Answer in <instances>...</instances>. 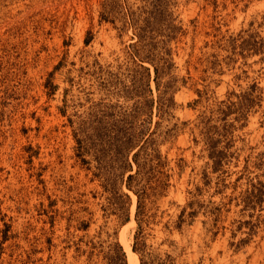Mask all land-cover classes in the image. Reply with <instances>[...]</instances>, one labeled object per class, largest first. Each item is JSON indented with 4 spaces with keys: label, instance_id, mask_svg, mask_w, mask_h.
<instances>
[{
    "label": "rangeland",
    "instance_id": "rangeland-1",
    "mask_svg": "<svg viewBox=\"0 0 264 264\" xmlns=\"http://www.w3.org/2000/svg\"><path fill=\"white\" fill-rule=\"evenodd\" d=\"M239 34L264 39V0H0V264H109L123 229L134 250L125 160L134 172L142 145L169 174L150 251L264 264V50ZM156 54L170 60L158 79ZM210 136L226 152L217 168Z\"/></svg>",
    "mask_w": 264,
    "mask_h": 264
},
{
    "label": "trees",
    "instance_id": "trees-1",
    "mask_svg": "<svg viewBox=\"0 0 264 264\" xmlns=\"http://www.w3.org/2000/svg\"><path fill=\"white\" fill-rule=\"evenodd\" d=\"M126 17L129 20V23L135 26V29L138 31L139 40H146L149 36V30L146 29L145 26L141 24L143 20H141V14L136 10H132L130 7L127 8V12L125 13ZM239 38L242 39V43L239 44L244 49L251 47L255 50H264V39L261 38L257 40L254 35H249V38H245L242 34H239ZM138 40V41H139ZM137 41V42H138ZM235 44L237 43V39L235 40ZM233 41V43H234ZM136 44V43H135ZM147 44H144L146 48ZM136 47V45L134 46ZM143 47V48H144ZM147 51L151 52L150 49L146 48ZM139 50H135V55H138ZM155 55V54H154ZM148 57V56H147ZM158 60L162 63V66H155L156 78L158 79L161 72H164L168 69L170 65V60L166 58L164 55L156 56ZM148 59H150L148 57ZM166 89L162 92V96L160 98L159 106L160 110L163 112L169 111V109L173 106L174 102L172 98L167 97L168 94V86H165ZM133 134H126L122 138V156L127 152L126 150L134 149L133 145ZM218 141L213 139L211 136L208 140V147L210 150V156L214 161L215 168L221 166L224 161V157L226 156V152L224 150H220L218 148ZM142 145L137 151H135L133 155V159L137 165V169L133 172V164L127 159L125 160V167L130 168L131 170L125 180V185L128 190L133 191L137 196V205L135 210V220L137 222V231L135 235V243L134 250L138 251L141 254V264H175L174 259L167 255V257L162 258L161 256L154 254L150 251L146 244V235L147 228L150 223L155 221L157 217V211L159 209V205H157V196H162L169 185L168 177L169 174L166 172V161L164 160L160 150L156 147L151 148H143ZM155 197V198H152ZM151 202L155 207V211H152V207H149L148 203ZM131 206H132V197L129 192H122V221L128 222L131 218ZM188 206H191L193 209L187 212V207H185L181 214L178 217L175 225L177 227H181L186 219L187 215L195 216L197 210L194 209V202L190 201ZM109 264H128L126 252L123 247L118 245V249L115 250L114 247H110L109 250Z\"/></svg>",
    "mask_w": 264,
    "mask_h": 264
},
{
    "label": "bare ground",
    "instance_id": "bare-ground-1",
    "mask_svg": "<svg viewBox=\"0 0 264 264\" xmlns=\"http://www.w3.org/2000/svg\"><path fill=\"white\" fill-rule=\"evenodd\" d=\"M135 221V220H134ZM125 229L121 232V241L128 255L129 264H139L140 259L137 253L132 249L129 239L126 237Z\"/></svg>",
    "mask_w": 264,
    "mask_h": 264
}]
</instances>
